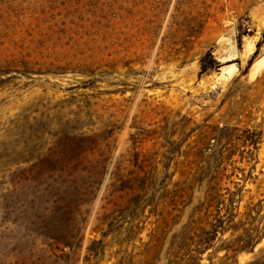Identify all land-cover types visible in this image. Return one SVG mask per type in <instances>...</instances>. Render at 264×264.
<instances>
[{"label": "rangeland", "instance_id": "rangeland-1", "mask_svg": "<svg viewBox=\"0 0 264 264\" xmlns=\"http://www.w3.org/2000/svg\"><path fill=\"white\" fill-rule=\"evenodd\" d=\"M217 164L200 264H247L264 236L216 249L264 231V0H0V264H144L172 211L166 264Z\"/></svg>", "mask_w": 264, "mask_h": 264}, {"label": "trees", "instance_id": "trees-1", "mask_svg": "<svg viewBox=\"0 0 264 264\" xmlns=\"http://www.w3.org/2000/svg\"><path fill=\"white\" fill-rule=\"evenodd\" d=\"M223 156V153L221 154ZM233 156L232 152L228 153L225 157L227 159H231ZM141 172L143 170L141 169ZM191 172V171H190ZM207 174L212 175L210 180L207 184V191H206V198L204 199V203H202L195 212L201 213L204 210V215L202 217H199L197 220L191 221L186 225L178 234H176L169 244V248L166 254L167 262L166 264H200L201 258L200 255L208 249V247L211 245L214 237H216L217 233V227L222 226L224 223L223 217H219L222 208L220 207L223 202L221 201V195L220 191L222 190L220 184H221V178L218 177V175L221 173L219 165L217 164L215 167H210L207 169ZM182 175H185L183 173ZM214 175V176H213ZM192 181L199 182L200 179L197 178V174H191ZM189 178V176H188ZM187 178V179H188ZM144 180V178L142 177ZM187 179L181 183L176 184V188L170 192H168V195L170 196V200L168 205L169 206H175L179 200L182 198L188 196V191L192 190L190 186L187 187ZM130 190L132 188H129ZM145 190V184H143L139 191L140 193H143ZM140 198V195H137L135 197L134 205H137L138 203L136 200ZM190 200V199H189ZM234 199L229 198L228 202L226 203V208L230 212V218L231 221L234 220L236 215L231 211L234 210L235 207ZM259 202H262L261 200ZM181 203H184V201H181ZM189 202L185 204L188 205ZM256 207H250V205H247V216L251 215V212L256 211V213L259 214L261 207L256 210ZM215 210L216 214L213 217L214 221H208V219L213 215L210 210ZM194 212V214H195ZM162 212L160 215L162 217V224L156 228V232L152 234L151 242H149L148 250L145 253L146 259L144 260V264H154V261L158 260L160 257V251L164 244L162 242L163 236L162 232L164 231V228L168 226V217L171 215L172 211H167V215L164 216ZM200 223H206L209 226V230L206 231V229L199 227ZM241 223L234 224L232 226L233 231H238V227ZM201 230L202 234L207 232L213 233L208 239V242H192L194 240V236L196 234L197 230ZM264 229V227H263ZM224 231V230H223ZM253 233H260V230L258 228L252 229ZM224 233V232H223ZM108 235L107 232L103 233V237H106ZM264 236V231L260 235L257 234V236L254 234L249 233L248 229H245V232L237 237L234 242H230L226 245L220 246L216 249V252L225 250L226 254L232 253L234 257H237L241 253H254L256 246L260 243V239ZM101 243V242H99ZM95 244V243H94ZM195 245V248H192ZM195 251V253H193ZM96 251L92 247L88 248V253L91 255L96 254ZM90 261V257H86V263ZM130 262V261H129ZM119 264H123L120 262ZM247 264H264V250H260L257 255L253 257L251 261H249Z\"/></svg>", "mask_w": 264, "mask_h": 264}, {"label": "bare ground", "instance_id": "bare-ground-1", "mask_svg": "<svg viewBox=\"0 0 264 264\" xmlns=\"http://www.w3.org/2000/svg\"><path fill=\"white\" fill-rule=\"evenodd\" d=\"M235 67V64H233V65H229L228 67H226V71H229V70H232L233 68ZM225 70V69H224ZM223 70V71H224ZM233 72V71H232ZM230 72H228V75H230L229 74ZM227 77V76H226Z\"/></svg>", "mask_w": 264, "mask_h": 264}]
</instances>
